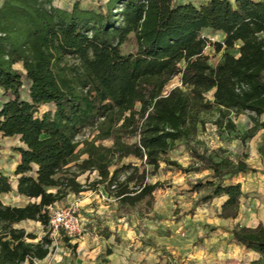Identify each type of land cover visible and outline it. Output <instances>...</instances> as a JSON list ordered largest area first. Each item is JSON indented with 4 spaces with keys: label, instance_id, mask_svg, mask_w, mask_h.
Returning a JSON list of instances; mask_svg holds the SVG:
<instances>
[{
    "label": "trees",
    "instance_id": "16d2710c",
    "mask_svg": "<svg viewBox=\"0 0 264 264\" xmlns=\"http://www.w3.org/2000/svg\"><path fill=\"white\" fill-rule=\"evenodd\" d=\"M207 28L223 33L222 40L212 42L221 51L215 65L204 52L208 38L202 31ZM131 34L136 48L123 53ZM177 75L186 89L164 92ZM0 88L7 97L0 102V132L20 136L13 147L20 154L16 192L31 199L24 205L4 203L1 195L13 184L0 173V264H33L49 253L52 240L46 233L35 242L37 235L16 223L30 219L47 227L49 207L89 185H103L122 204L135 205L158 187L147 178L161 161L178 165L164 155L189 135L194 113L216 106L221 113L252 112L255 122L264 114V0L198 5L107 0L97 9L78 0L68 7L54 0H2ZM208 91L211 98L205 96ZM43 104L52 107L34 117ZM227 124L234 127L231 118ZM259 125L264 127V121ZM85 128L98 132L80 141L77 136ZM257 129L254 124L251 134ZM106 138L113 142L96 143ZM125 158L136 162H122ZM199 158L219 178L209 181L213 188L207 197L225 196L222 215L235 217L241 184L222 180L255 168L242 159L233 164L228 158ZM87 170L98 173L89 185L77 180ZM232 237L256 255L217 264H264V225L236 227Z\"/></svg>",
    "mask_w": 264,
    "mask_h": 264
},
{
    "label": "rangeland",
    "instance_id": "374dc122",
    "mask_svg": "<svg viewBox=\"0 0 264 264\" xmlns=\"http://www.w3.org/2000/svg\"><path fill=\"white\" fill-rule=\"evenodd\" d=\"M73 1L54 0V3L68 7ZM78 1L83 7L97 9L105 7L107 0ZM194 1L198 3L203 0ZM202 33L208 38L204 49L209 57L208 62L215 65L221 55V51L216 52L212 45L216 37L208 29H203ZM135 48V39L131 34L121 50L127 53ZM15 66L22 69L21 63ZM175 86L186 89L177 75L166 83L164 92ZM25 90L22 89L23 95H26ZM210 95L211 91L205 93L207 98H211ZM50 107L51 104L41 105L33 112L34 117L40 116L43 110ZM252 114L254 115L248 111L238 114L227 111L221 113L216 106L194 113L189 135L177 140L173 148L164 155V158L175 160L178 165L161 161L159 169L150 173L147 178L148 182H158V187L135 205L122 204L115 196L109 195L103 185H89L90 181L98 177L97 171L87 170L81 173L77 180L89 185V188L78 194L66 195L52 207L76 208L85 232L79 238H68L62 232L54 237L48 234V237L52 242L60 239L66 241V238L77 240V243H70L75 244L74 247L68 245L70 252L75 254L72 260L75 264H91L88 254L79 255L78 252L99 247L105 254L110 252L109 246L113 247L115 243L121 245V257H131V260L141 257L142 264H217L219 260L228 257L240 261L253 258L256 254L232 237V230L236 227L264 225V127L259 125L264 121V114L258 116L256 122L252 121ZM228 118L233 120L234 127H229ZM254 124H257L258 129L251 134ZM97 132L96 128H85L77 139L92 140ZM112 142V138L96 141L103 145H110ZM82 146L81 142L78 148ZM199 155L211 157L215 161L228 158L233 164L242 159L255 168V172L226 175L222 180L223 184H241L243 195L235 217L222 215L225 196L207 197L212 194L213 188L209 181L216 183L219 178L202 164ZM86 156L82 154L80 158ZM122 162L136 160L125 158ZM117 163L121 164V161ZM10 178L14 185L16 176ZM1 199L6 204L15 205H24L31 200L18 194L15 189L1 195ZM18 225H25L37 236L47 233V227L40 221L29 223L25 220ZM92 242L94 245L89 247ZM55 254L50 255L47 262L54 263ZM63 257L61 262L67 259L66 256Z\"/></svg>",
    "mask_w": 264,
    "mask_h": 264
},
{
    "label": "crops",
    "instance_id": "0c3cea01",
    "mask_svg": "<svg viewBox=\"0 0 264 264\" xmlns=\"http://www.w3.org/2000/svg\"><path fill=\"white\" fill-rule=\"evenodd\" d=\"M179 1L191 2L195 5H198L201 3H205L207 0H203V1H200L198 3L195 2L194 0H179ZM207 29L209 31H211V33L216 37V40H222L223 33L221 31H212L209 28H207ZM238 43H240V42H238ZM2 93H3V90L0 88V96H1L0 102L3 99L7 98V97L3 96ZM22 96L26 99L25 95L22 94ZM19 144H20V136H18V135L4 136L0 132V173H3L9 177L14 176V170L16 168V165L20 161V154L18 152L14 151L13 147L17 146ZM11 181H12V179H11ZM14 181H15V183L13 185V189L16 190V179ZM71 194L74 195V193H68L67 195L70 196ZM25 220H27L29 223L37 222L34 220H30V219H25ZM25 220H22L20 222H23ZM18 223H16L14 226L17 228H24L27 232H32V233L36 234L35 232L27 229L25 227V225H18ZM28 226H30V224H28ZM41 237L42 236H37L36 239H34L33 241L36 242L39 239H41ZM68 242L69 243H74V242L77 243V240H74V241L68 240ZM93 243L94 242L89 244V247H91V245ZM109 247L111 248L110 252L105 253V254H103L99 250V247L98 248L95 247L91 251L87 249V251L78 252V254L79 255H81L82 253L84 255L88 254L89 258L91 260L90 261L91 264H142L143 263L141 261L142 260L141 257H138L135 260H131V257H128L127 259L121 257V245H119V244L115 243L113 247L111 245ZM58 249H60L59 252H58ZM54 253H56L54 256V259H53V261H55V262L54 263L47 262V260L50 258V255H52ZM74 255H75L74 252H70L69 247H68V243L66 241H63L62 239L55 240L51 243L49 253L42 259L34 260L33 264H75V263H72V260L74 259ZM63 256H66L67 259L69 258V261L67 259H65L63 262H61L62 259L64 258ZM21 264H31V263L28 260H25Z\"/></svg>",
    "mask_w": 264,
    "mask_h": 264
},
{
    "label": "built area",
    "instance_id": "2783aa9c",
    "mask_svg": "<svg viewBox=\"0 0 264 264\" xmlns=\"http://www.w3.org/2000/svg\"><path fill=\"white\" fill-rule=\"evenodd\" d=\"M61 232L68 238H79L85 232L76 208L72 206L63 208L49 207L47 233L54 237Z\"/></svg>",
    "mask_w": 264,
    "mask_h": 264
}]
</instances>
